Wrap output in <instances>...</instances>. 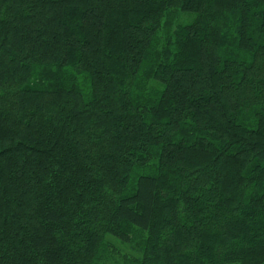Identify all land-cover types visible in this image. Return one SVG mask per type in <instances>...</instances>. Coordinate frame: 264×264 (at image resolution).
Wrapping results in <instances>:
<instances>
[{
    "label": "trees",
    "instance_id": "trees-1",
    "mask_svg": "<svg viewBox=\"0 0 264 264\" xmlns=\"http://www.w3.org/2000/svg\"><path fill=\"white\" fill-rule=\"evenodd\" d=\"M0 264H264V0H0Z\"/></svg>",
    "mask_w": 264,
    "mask_h": 264
}]
</instances>
